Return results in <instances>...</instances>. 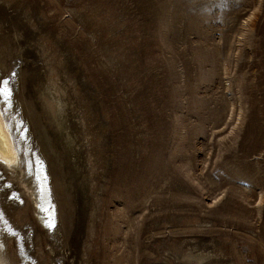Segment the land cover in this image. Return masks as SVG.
<instances>
[{
	"label": "rangeland",
	"instance_id": "374dc122",
	"mask_svg": "<svg viewBox=\"0 0 264 264\" xmlns=\"http://www.w3.org/2000/svg\"><path fill=\"white\" fill-rule=\"evenodd\" d=\"M0 81L9 264H264V0H0Z\"/></svg>",
	"mask_w": 264,
	"mask_h": 264
},
{
	"label": "bare ground",
	"instance_id": "6f19581e",
	"mask_svg": "<svg viewBox=\"0 0 264 264\" xmlns=\"http://www.w3.org/2000/svg\"><path fill=\"white\" fill-rule=\"evenodd\" d=\"M6 88H10V85L7 84ZM12 95V92H11ZM4 100V99H3ZM11 100L6 103V105L11 106ZM20 122V121H19ZM18 122V126H19ZM20 137L27 138L26 133L24 132V128L20 129ZM30 160V159H29ZM0 161L7 166L15 167L20 163V153L14 139V136L11 132V128L9 123L6 121L3 110L0 107ZM34 165V177L38 183V191H39V208L44 213L45 217L42 218V221L45 223V226L49 230L55 231L58 227V217H57V209L52 199V192L49 184L48 173L42 164L39 156H36L33 159ZM29 166V165H28ZM3 245L0 240V264H9L8 259L5 257V254L2 250Z\"/></svg>",
	"mask_w": 264,
	"mask_h": 264
},
{
	"label": "snow or ice",
	"instance_id": "6c2138e0",
	"mask_svg": "<svg viewBox=\"0 0 264 264\" xmlns=\"http://www.w3.org/2000/svg\"><path fill=\"white\" fill-rule=\"evenodd\" d=\"M6 85L7 81H0V99H4L5 103L11 99V90Z\"/></svg>",
	"mask_w": 264,
	"mask_h": 264
}]
</instances>
